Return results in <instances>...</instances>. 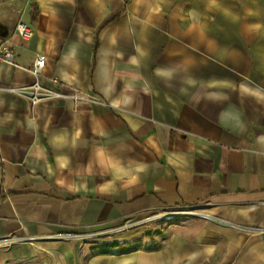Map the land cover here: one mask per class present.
Instances as JSON below:
<instances>
[{
	"label": "crops",
	"instance_id": "obj_1",
	"mask_svg": "<svg viewBox=\"0 0 264 264\" xmlns=\"http://www.w3.org/2000/svg\"><path fill=\"white\" fill-rule=\"evenodd\" d=\"M0 46V264H264V0H0Z\"/></svg>",
	"mask_w": 264,
	"mask_h": 264
},
{
	"label": "rangeland",
	"instance_id": "obj_2",
	"mask_svg": "<svg viewBox=\"0 0 264 264\" xmlns=\"http://www.w3.org/2000/svg\"><path fill=\"white\" fill-rule=\"evenodd\" d=\"M192 212H194V207H191V206L162 209L161 211L156 213L154 217L148 219L144 223L139 222L138 225L134 227V230L138 232L140 230L138 228L147 226L148 227L147 231H150V234H148L149 238H147V240L138 238L137 236L136 238H134L135 240L132 239L131 241H128V242H120L119 243L120 248H118L117 250L120 251V250H123V248H126L127 246H123V245H126L127 243L130 245L129 247H132V248L139 247V246L145 247L147 245L150 248L157 246L158 244L161 243L163 239L167 238V236L171 232V227L175 222L179 221L180 219H184L185 217L190 216ZM168 213L169 214L173 213V215L170 216ZM81 235H82V238L79 234H78V237L81 239L84 238L83 240L87 243H90L93 240L92 238L94 239L97 238V237H90L85 234H81Z\"/></svg>",
	"mask_w": 264,
	"mask_h": 264
},
{
	"label": "built area",
	"instance_id": "obj_3",
	"mask_svg": "<svg viewBox=\"0 0 264 264\" xmlns=\"http://www.w3.org/2000/svg\"><path fill=\"white\" fill-rule=\"evenodd\" d=\"M17 32L25 37L30 38L34 34V30L25 22H19L16 26ZM0 59L5 61L13 60V52L10 47L0 46ZM47 64V56L45 54H38L36 56L35 62L31 68L32 73L35 75V82L32 85L22 88H11V91H20L21 93L27 95L32 103H37L43 100H50L53 98L62 97L63 94L45 87L40 82V77ZM169 214V213H168ZM170 216L173 213L169 214Z\"/></svg>",
	"mask_w": 264,
	"mask_h": 264
}]
</instances>
